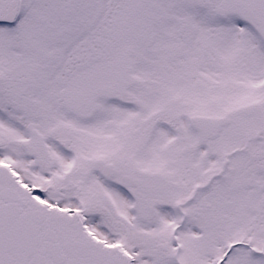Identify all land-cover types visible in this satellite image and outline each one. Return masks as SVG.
Segmentation results:
<instances>
[{
    "label": "snow or ice",
    "instance_id": "obj_1",
    "mask_svg": "<svg viewBox=\"0 0 264 264\" xmlns=\"http://www.w3.org/2000/svg\"><path fill=\"white\" fill-rule=\"evenodd\" d=\"M0 264H264V0H0Z\"/></svg>",
    "mask_w": 264,
    "mask_h": 264
}]
</instances>
